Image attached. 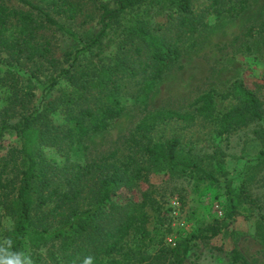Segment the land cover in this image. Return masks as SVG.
<instances>
[{"label":"trees","instance_id":"16d2710c","mask_svg":"<svg viewBox=\"0 0 264 264\" xmlns=\"http://www.w3.org/2000/svg\"><path fill=\"white\" fill-rule=\"evenodd\" d=\"M15 1L19 4L17 7L0 0V55L7 53L17 61L47 62L55 71H59L52 78L48 90L57 87L62 77L67 76L72 86L80 82L77 86L81 92L77 90V98L59 99L60 102H48L43 109L27 110L15 125L9 124L8 120L0 125V137L4 132L13 130L22 139L21 148H12L6 158H0V208L14 222L13 229L6 235V244L0 240V264H21L25 258L28 264H37L29 258V246L34 248L33 254H36V249L47 245L50 238H65L72 246L63 255V264H130L133 259L137 260L136 264H185L195 241L209 243L222 235L230 223L241 216L243 206L257 210L248 220L253 236L264 247L261 200L245 185L238 191L228 188V203L223 219H215L190 238L177 242L174 247H164L154 253L143 251L147 245L156 243L153 232L147 227L148 190L142 192L141 202L115 204L113 199L121 191L132 192L143 181L147 182L151 167L190 173L204 181L217 182L214 174L201 167L190 155H180L179 140L154 142L150 137L161 123L172 120L188 122L195 120L196 116L174 111L150 112L148 101L165 72L180 60L182 51L178 41L208 28L207 17H215L217 21L224 16L240 17L251 0H209V4L199 13L194 10L192 0H158V16L163 23L151 28L149 21L137 19L132 22L120 32L122 40L118 44L114 66L100 59L93 61L80 75L72 72L75 65L84 60V56L93 55L95 50L104 47V41L115 24H120L147 1L155 0H113V7L109 3H98V0ZM87 4L94 5L99 13L101 29L93 37L83 38L65 27L59 18L66 17L75 22ZM254 29L251 28L249 35ZM52 31L62 32L81 46L76 54L63 55L65 59L72 58V68L68 70H61V60L55 56L48 35ZM173 31L176 32L174 38L166 36ZM259 34L264 45V22L260 25ZM136 40L142 41L146 48L144 51L137 47L136 53L141 57L133 62L129 56L131 50H127L126 45H135ZM135 64H139L140 71L136 70ZM142 67V72L147 75L144 95L140 100L143 118L132 137V151L127 162L110 163L104 159L80 166L74 172L75 166L71 163L60 166L46 157L43 146H57L67 139L70 141L69 151L79 153L84 150V141L92 133L105 131L110 121L121 117L124 112L121 89L114 77L118 71L123 75L138 77ZM150 68L152 72L148 73ZM81 78L86 79L81 82ZM109 86L111 88L107 91ZM94 88L99 89L98 93ZM263 88L258 86L256 90H250L243 82L236 81L225 93L209 91L199 98L201 105L196 110L197 114L207 119H218L222 133L246 127L253 121L263 120L264 100L260 93ZM218 97L238 101V106L220 119L216 114ZM19 100L21 98L16 96L15 100H10V105ZM20 106L25 109L23 101ZM56 109L65 111L67 129L52 121L51 116ZM5 112L9 115V111ZM12 117L10 114L9 118ZM259 163H264V151L259 156ZM10 174H13L12 178ZM84 198L90 201L87 206L81 205ZM49 204H53V207L42 211L39 216L37 211ZM132 234L133 239L137 240L135 246L125 248L127 238ZM230 259L231 264H250L237 248L232 250ZM55 261V264L62 263Z\"/></svg>","mask_w":264,"mask_h":264},{"label":"rangeland","instance_id":"374dc122","mask_svg":"<svg viewBox=\"0 0 264 264\" xmlns=\"http://www.w3.org/2000/svg\"><path fill=\"white\" fill-rule=\"evenodd\" d=\"M5 1L10 6L19 5L15 0ZM101 2L109 3L110 7L114 6L113 0H98V3ZM208 4L209 0H192L197 13ZM159 7L158 0L147 1L139 10L127 15L120 24L114 25L109 37L104 41V47L95 50L93 55L84 56L85 59L77 63L72 72L80 75L93 61L100 59H103L105 64L114 66L118 44L122 40L120 32L137 19L149 21L151 28H157L164 22L158 16ZM59 19L65 27L83 38L93 37L101 29L99 13L92 4L85 6L84 12L75 22L67 20L66 17ZM206 22L209 24L208 28L184 36L178 41L182 51L181 58L165 72L148 101L150 112L174 111L192 114L196 116L195 120L161 123L150 137L154 142L179 140L180 155H190L201 167L214 174L217 182L204 181L190 173L151 167L147 182L143 181L140 187L132 192L123 190L114 197L115 204L141 202L142 192L148 190L147 227L153 232L156 243L144 247L143 251L146 252L154 253L164 247L172 248L177 242L190 238L207 227L213 220L223 219L228 203V188L238 191L245 185L247 189L253 190V194L261 200L264 213V163H259V156L264 151V105L263 120L253 121L248 126L230 133H222L218 119L204 118L196 111L201 105L199 98L202 95L209 91L225 93L236 81L243 82L250 90L264 86V45L259 34L260 25L264 22V0H251L248 9L238 18L224 16L217 21L215 17H207ZM253 27L255 29L249 35ZM48 35L56 58L61 60V70L72 68V58L65 59L63 55L76 54L81 46L62 32L52 31ZM155 35L158 36V33ZM166 36L174 38L176 32H169ZM138 46L145 51L146 47L140 40H136L135 45H126L127 50H131V61H137L141 57L136 53ZM138 65L135 64L136 70L140 71ZM142 69L143 67L138 77L123 75L121 71L114 77L121 89V105L124 108L121 117L110 121L105 131L92 133L84 141V150L79 153L69 151L70 141L67 139L57 146H43L42 151L46 157L60 166L71 163L75 166L74 172L88 163L104 159L110 163L127 162L132 151V137L143 118L140 100L144 95L143 86L147 75ZM149 72H152V68ZM58 74L59 71H55L47 62H27L25 59L17 61L7 53H2L0 125L7 120L9 124L15 125L27 110L43 109L48 102L77 98V90L81 92L78 87L80 82H77L78 86H72L67 76L62 77L57 87L48 90L52 78ZM85 79L81 78V82ZM110 88L109 86L107 91ZM98 90L94 88L97 93ZM260 93L264 100V88ZM16 96L21 100L10 105V100H15ZM21 101L25 109L20 106ZM237 106L238 101L234 99L216 98V114L219 119ZM5 111H9V115L13 117L9 118ZM51 119L60 127L68 128L64 110L56 109ZM21 146L22 139L15 131L4 132L0 137V158H6L12 148ZM9 176L12 178L13 174ZM89 202L84 198L81 205L87 206ZM52 207L53 204L46 205L39 209L37 214L41 216L42 211ZM243 208L241 216L231 222L228 230L222 235L209 243L195 241L185 264H231L230 256L234 248H237L250 264H264V247L253 236V229L248 220L257 210H251L248 206ZM0 217V240L6 244V235L13 229L14 222L4 215L1 208ZM47 242V245L36 249V254H33L34 248L29 246V258L37 264H55V259L62 262L63 255L72 249L65 238H50ZM134 242L137 240L133 239L132 234L127 238L125 248H134ZM52 252L54 255H51ZM27 261L25 258L21 264H28ZM136 263L137 260L133 259L130 264Z\"/></svg>","mask_w":264,"mask_h":264}]
</instances>
